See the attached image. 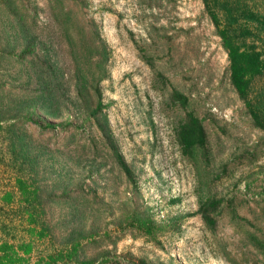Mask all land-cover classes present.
<instances>
[{
	"label": "rangeland",
	"instance_id": "1",
	"mask_svg": "<svg viewBox=\"0 0 264 264\" xmlns=\"http://www.w3.org/2000/svg\"><path fill=\"white\" fill-rule=\"evenodd\" d=\"M65 8L74 13L75 27L90 33L93 23L106 46L105 63L98 67L88 61L87 37L89 51L81 53L80 62L90 93L96 86L100 91L101 112L134 183L107 153L90 113L75 101V61L64 25L55 18L58 6L52 0H0L4 110L35 95L34 81L29 85L34 54L19 56L33 38V53L55 64L54 106L60 114L25 106L18 123L32 144L46 149L37 154L33 174L41 189L37 219L48 226L45 234L40 227L30 232L26 215L19 213L6 131L0 128V244H13L24 257L16 264H46L49 255L70 248L75 230L83 228L76 258L96 264H135L138 258L148 264H264L245 235L248 230L264 236V132L252 125L229 82L227 54L202 1L68 0ZM157 72L189 97L206 129L209 160L197 167L174 140L184 112L169 103V87ZM7 192H13L10 202L4 199ZM199 194L222 199L213 232L196 214ZM133 209L165 226L158 241L125 224ZM25 244L31 245L29 253Z\"/></svg>",
	"mask_w": 264,
	"mask_h": 264
},
{
	"label": "trees",
	"instance_id": "2",
	"mask_svg": "<svg viewBox=\"0 0 264 264\" xmlns=\"http://www.w3.org/2000/svg\"><path fill=\"white\" fill-rule=\"evenodd\" d=\"M58 6L59 14L55 16L56 21L64 25V32L70 45L71 54L75 61V101L78 106H83L94 119V124L99 132V138L107 153L125 174L126 178L134 183L133 172L130 165L123 157L113 137L109 123L102 111L101 94L98 87H94L92 93L89 91L88 77L80 62L81 53L88 50L87 37L89 38L91 54L88 61H93L102 66L106 60V46L101 42L100 37L90 23L91 32L85 31L83 25L74 26V13L65 8V1L52 0ZM203 9L215 28L220 38L221 45L227 54L229 82L242 101L246 113L252 125L264 132V0H201ZM15 14V13H14ZM16 15V14H15ZM21 15V14H20ZM93 26V27H92ZM29 31V30H28ZM100 42H97V41ZM28 46L21 51L20 57L26 54H34L31 83L35 88V95L23 100L18 98L13 102L14 107L4 110L6 103L0 98V128L6 131V147L9 151V163L15 174L14 186L18 194L20 215L27 217V223L31 227L30 232L40 227L41 234L48 232V226L44 221L39 224L37 211L42 208L41 189L36 184L34 168H36L37 154L46 151L41 144L33 143L29 136L18 126L25 106L29 109H38L46 114L59 117L58 106L54 103L57 98L54 94L57 88L55 64L39 55L33 53V38L26 40ZM99 48L98 57L95 60L94 49ZM143 59L150 65V57L143 53ZM159 82L169 87L168 101L174 107L183 110L184 115L173 129L174 140L176 141L181 155L196 167L209 160V148L207 132L201 118L191 105L189 97L177 89L172 82L161 72H157ZM28 81V80H27ZM94 98L96 104L93 105ZM28 101V103H27ZM16 103V104H15ZM10 105V104H8ZM4 125V126H3ZM93 148H97L92 144ZM199 192L204 193L200 188ZM4 199L10 202L13 199V192L5 193ZM40 207V208H39ZM222 207V199L205 194H199L196 214L200 216L206 228L215 231L217 225V212ZM227 207L232 214V219L237 217L231 201ZM75 211H79L75 208ZM125 224L133 228L137 233L146 236L148 239L158 241L159 233L165 228L164 225L156 222L152 217L140 210H130L126 214ZM40 225V226H38ZM83 228L76 229L70 248L61 249L57 255H49L46 264H56L58 260H72L76 264H96L95 259H78L81 244L79 237L85 236ZM248 242L264 256V236L255 232L245 231ZM30 244H25L24 252L29 253ZM24 261L13 244L3 242L0 244V264H16ZM135 264H148L145 258H138ZM106 264H120L118 260H107Z\"/></svg>",
	"mask_w": 264,
	"mask_h": 264
}]
</instances>
